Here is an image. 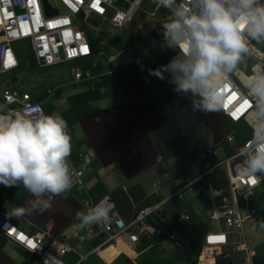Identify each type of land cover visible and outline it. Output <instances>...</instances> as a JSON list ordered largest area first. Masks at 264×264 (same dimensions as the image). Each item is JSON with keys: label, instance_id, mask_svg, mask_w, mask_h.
I'll list each match as a JSON object with an SVG mask.
<instances>
[{"label": "crops", "instance_id": "obj_1", "mask_svg": "<svg viewBox=\"0 0 264 264\" xmlns=\"http://www.w3.org/2000/svg\"><path fill=\"white\" fill-rule=\"evenodd\" d=\"M142 4L154 6V18L162 8L147 0L140 1L139 10L135 13L140 12L144 18L134 20L133 15L129 23L135 29L131 36L133 42L146 38H134L138 32L147 31L151 38L150 35H154L153 32L158 30L156 27L164 19L147 25L144 20L149 16L143 11H148L141 8ZM164 10L167 14V10ZM75 22L78 30L86 26L93 34L100 36L109 30H116L106 21L95 17H91L87 23H82L81 18L76 17ZM92 28L100 30L95 32ZM85 36L92 48L91 56L80 63L82 69L78 70L89 73L91 78L82 81L73 78L68 83H62L60 88L49 81L47 88H44L43 82L47 80L39 75H29L19 80L22 56L12 47L19 66L12 72L0 75L11 78L0 90V96L5 90L28 92L33 102L41 104L45 114L58 113L65 119L71 137L68 160L71 168L81 173V186L69 187L56 196L45 193L43 197L33 198L19 184L14 187L0 185V217L26 235L46 231L44 242L54 240L69 246L70 253L60 259L63 264H196L193 246L201 245L203 236L209 230H215L217 225L208 220L210 204L205 180L195 184H189V181L230 154L221 156L215 152L218 148L204 154L196 146V140L203 134L202 127L196 124L192 111L172 90L174 85L169 82V74L163 72L164 79L161 80L149 75V70L139 69L146 72L143 74L138 70L133 75L131 70L135 71V67L124 54L118 55L117 52L101 59L97 55L95 40ZM154 41L165 54L166 51L157 43L159 37ZM110 56L118 58L109 64ZM166 56L169 59L174 56L170 48ZM34 64L38 70L54 72L65 65L39 68ZM153 68H159L157 63L151 66ZM239 78L246 79L243 75H239ZM65 93L67 107L58 102ZM50 97L55 100H50ZM182 112L186 116H182ZM185 167L190 170L189 174L182 172ZM221 185L219 178L214 180L216 189ZM106 195L113 200L124 222H128L138 210L156 207L148 218L154 229L152 233L140 237L133 246L117 242L131 252L129 255L123 250L116 253L121 246H107L106 237L99 226L95 223L85 225L77 215L86 213L87 202H97ZM50 196V207L41 211L38 201ZM6 202L24 208V212L18 217H6ZM214 202L219 203L216 191ZM240 205L242 215L247 214L246 209L254 210ZM184 216L187 220L182 219ZM253 227L244 225L243 236L252 233ZM228 241L226 247L215 250L217 258L214 262L206 261L210 264H231L241 259L244 252L234 246L237 237L229 235ZM244 246L247 249L246 238ZM110 250L115 252L107 259L101 257ZM251 255L264 258V254L256 250ZM0 264L41 262L35 255L0 234Z\"/></svg>", "mask_w": 264, "mask_h": 264}, {"label": "clouds", "instance_id": "obj_2", "mask_svg": "<svg viewBox=\"0 0 264 264\" xmlns=\"http://www.w3.org/2000/svg\"><path fill=\"white\" fill-rule=\"evenodd\" d=\"M154 3L157 8L162 7L161 9L164 8L167 10L166 18L158 27H156V29L161 31L167 47L171 49L173 54L175 52V54L166 65H161L159 68L149 69V75H154L158 79L163 80L164 76L162 73L166 72L170 75L169 82L174 85L172 90L175 93H188L191 94L192 97H195L191 101L194 110H200L203 112L217 111L218 114L224 118L222 128L226 131L222 144H229L226 141L228 134L233 135L234 137V142L229 144L232 147V153L223 160L232 156L235 153V150L241 147L239 150V156L241 159L239 161L240 168L238 174L242 177L251 179L253 183L258 182L257 186L251 190V195L247 198H243L240 195L236 196V207L240 216L242 218L249 216V219L252 220L251 223H243V230L244 225L247 224L251 226L253 221L257 219V216L252 209H246L247 214L242 215L239 210V204L243 203L244 208H247V202L254 196L255 191L259 188L264 190V65H261L264 64V55L254 49L252 45L250 54H247L249 51V38L253 41H264V0H154ZM46 4L50 13L53 12L50 11L49 7H54L57 10H60L58 9V6L55 7L49 4L48 0H46ZM136 11L137 10L133 12V15ZM55 13L56 12L54 11V15ZM143 13L145 15L146 13L154 14L153 16H149V18L155 17L154 11L150 13L143 11ZM111 15L112 13L106 14L107 17H111ZM76 17H80L82 23H87L91 17L104 21L97 15H90L85 19L80 14ZM76 17L72 20L73 29L83 34L87 40L91 56L90 43L87 37L82 31L76 28ZM131 20L121 28L113 29H122L125 25H129ZM92 29L95 32L100 30L99 28ZM21 41H25L29 46L27 40ZM18 42L20 41L13 42L12 44ZM29 50L31 52L30 46ZM244 54L247 56L244 65H250V61H254V63L250 65L251 67L249 68V71L244 67H241V69H244V72H248L247 75L235 70ZM14 55L17 62L15 69H17L19 62L15 52ZM31 55L32 61L36 63L32 52ZM90 56L80 60L63 62L61 64H80ZM117 58L118 56H116L115 60ZM57 65L60 64L54 66ZM54 66L38 67L50 68ZM75 72L81 74L79 79H75L73 75L75 81H82L84 79L86 80V78H91L89 73L81 72L78 69H75L74 74ZM240 74L246 78L244 87L248 93L247 99L249 113H251V124L249 125L251 134L248 130V125L243 120L233 123L227 120L223 111L220 110L225 102V88H230L232 86L229 76L240 84L243 82L238 78V75ZM19 93L28 94L32 103H37L41 106L40 103L31 100V96L28 92ZM41 109L43 112L32 115L25 114L19 110L5 109L3 106H0V185L14 187L19 184L33 198L43 197L45 193L51 194V196H56L65 192L69 187H72L70 170L73 169L68 160L71 153V137L67 131V123L60 114H45L42 106ZM192 116L197 119L196 124H199V126L202 127L204 134L202 121L193 112ZM225 124H228V126L242 124L247 129L248 134L246 137L239 138L236 130L231 127L228 129L224 128L223 126ZM247 138L249 139L247 140ZM243 142H245L244 145H242ZM219 162L213 166H216ZM206 170H204L199 176L191 179L189 184H195L201 180H205L207 193V180L201 177ZM73 171L77 172L75 170ZM182 172L184 174H189L190 170L188 167H185L182 169ZM217 178H219L222 185L216 189L213 186V183ZM224 182L225 179L221 173L210 180L212 190L218 192L219 203L216 204L215 202L216 206H219L220 199L224 195V193H220L225 186ZM51 196L49 199L38 201L41 205V211L50 207ZM103 197L98 200L97 203L94 202L96 204L93 205L90 210L87 211L85 209L86 213L77 214L83 224L92 225L95 223L97 225L98 222L108 221L110 219L109 213L113 208V204ZM179 198H181V195ZM5 208L6 217H18L24 212V208L12 206L7 202ZM153 208L155 209L149 214V216L156 211V207ZM114 211L117 213L116 209H114ZM210 212L211 210L208 213V220ZM148 218L146 219V223L150 225ZM182 219L187 220V217L184 216ZM8 225L11 226L9 223ZM150 226L153 228L152 225ZM99 229L103 232L100 227ZM242 230L241 239L243 247H240L238 243L239 238L237 236V241L234 246L239 247L242 252H244V249L249 252L244 246L245 237L242 234ZM104 235L107 240V235L105 233ZM228 236L227 245L229 244ZM231 236L235 235L231 234ZM9 241L12 242L11 240ZM119 241L126 243L128 246H133L121 239H118L113 243L106 242V244L109 247L115 246ZM227 245L221 248H224ZM67 247L70 249L69 246ZM203 247V239L200 248L193 246V248L198 250V255L195 256L196 264H202L200 258L204 261L211 260L214 262L217 258V254L215 253V259L206 258L204 253H201ZM70 251L68 253H70ZM249 253L251 255V252ZM252 258L253 256L251 255V264Z\"/></svg>", "mask_w": 264, "mask_h": 264}, {"label": "built area", "instance_id": "obj_3", "mask_svg": "<svg viewBox=\"0 0 264 264\" xmlns=\"http://www.w3.org/2000/svg\"><path fill=\"white\" fill-rule=\"evenodd\" d=\"M54 1L61 11L49 7L50 11L56 13L55 15H47L42 8L41 0H0V75L14 70L17 66L11 48L12 43L16 41L27 40L29 42L31 52L39 67L54 66L90 56L87 40L82 33L73 29L72 20L74 17L80 14L85 19L90 15H97L108 22L112 28H121L131 20L133 12L138 10L139 1L141 0ZM147 1L154 3V0ZM107 13H112L111 17H107ZM146 15L153 16L154 14L146 13ZM252 41L249 38V51L247 54L251 52ZM115 58L116 56L109 57L108 63L113 62ZM74 77L79 79L81 74L75 72ZM229 80L232 86L225 88V102L220 110L223 111L225 118L233 123L243 120L248 125L251 134L249 126L251 124V113H249L248 93L244 87V82L239 84L230 76ZM0 106L32 115L43 112L39 104L30 101L28 94L11 90H5L1 93ZM226 141L232 144L234 142L233 135L228 134ZM240 149L241 147L236 149L232 156L206 170L201 176L207 180V194L211 210L209 220L215 222L218 227L216 230L207 232L203 238L204 247L201 253H204L206 258L215 259L214 250L227 245V236L231 234L239 238L238 243L240 247H243L241 239L243 223L252 222L249 216L242 218L236 207V196L240 195L247 198L251 195V190L258 184V182L253 183L251 179L238 174L241 159L239 156ZM219 173L225 179V186L220 191V193H224L220 199V204L216 206L214 202L215 191L210 186V180ZM70 176L71 186L81 185L80 173L70 170ZM103 198L108 199L113 204V208L109 213L110 219L97 223L107 235L106 242L113 243L121 239L130 245H134L140 237L154 231L146 223V219L155 208L139 210L125 223L114 211L115 205L109 196ZM96 203L87 202L85 209L90 210ZM0 234L11 240L15 245L38 257L42 264H62L60 258L70 251L66 245L54 240L44 242V238L47 236L46 231L27 236L16 228L9 226L1 217ZM244 252L242 259L232 264H251L250 253L245 249Z\"/></svg>", "mask_w": 264, "mask_h": 264}, {"label": "rangeland", "instance_id": "obj_4", "mask_svg": "<svg viewBox=\"0 0 264 264\" xmlns=\"http://www.w3.org/2000/svg\"><path fill=\"white\" fill-rule=\"evenodd\" d=\"M48 2L52 6L57 7V4L55 3V1L48 0ZM141 8L148 12H152L154 9V6L152 4H142ZM166 16L167 14L165 10L161 9L156 14V18H153V19L146 18V20L144 21L147 23V25H154L159 20L163 18L165 19ZM138 17L144 18L140 12H137L134 14V20ZM122 29L109 30L108 32L102 33L100 36V34L98 35H95V33L93 34V32L89 30V28L86 26L81 27V31L85 32V34L89 36L92 40H95V47L97 49V55L99 58L103 59L104 57H107L108 55H113L118 52V55L124 54V56L128 58L134 65L135 71L131 70V73L133 75H135L139 69H147V70L151 69V66L153 64L154 65L156 64V61H155L153 52L151 51L146 38L138 39L137 41L133 42L131 36L135 33V29H133L130 25H128L124 27V32L121 33ZM158 37H159V41H157V43L164 49V51H166V54H167V52H169V48L167 47V45H165V40L161 32L158 33ZM251 45L254 49L258 50L262 55H264V41L258 42L254 40L253 42H251ZM12 47L17 50L19 55L22 56L21 58H22L23 65L20 71L21 74H19L18 76L19 80L26 79L29 75H39V76H42L43 79L47 80L43 82L44 88H47L48 81L49 83H51V85L54 82L53 86H57V88H60L62 83H68L67 82L68 80L73 79L75 69L81 68L80 64H77L76 66L62 65L58 68L56 72H54L55 70H52V71L38 70L34 62L31 63V59H32L31 53L29 50V46L25 41L14 43L12 44ZM126 48H129V49H126ZM118 60H123V59L119 58ZM245 60H247V56L244 54L242 60L237 64V67L235 70L247 75L248 73L247 71H249V68L251 67L250 65H252L254 61H250V65H244ZM145 67H148V68H145ZM241 67H244L247 71L244 72V69H241ZM144 72L142 73L144 74ZM7 78L8 77L6 76L5 77L0 76V90L4 88V86H6L7 82L11 80V78H8V79ZM27 86L28 84L26 85V89H27ZM70 97H71V92L69 94V98ZM65 98H66V93L61 96V99H58V102L59 104L63 103L64 107H67L66 105L68 104V101H66ZM50 100H55V99H53L52 97ZM182 116H186V115L182 112ZM193 118H194V121L197 120L195 117ZM193 118H192V122H193ZM223 127L226 129L230 127L235 129L237 136L239 138L246 137L248 134L247 129L242 124H236L233 126H228V124H225ZM215 152H218L219 155L224 156L226 153L231 154L232 149L229 144L223 143L222 145L218 147V149ZM242 205L243 203L240 206ZM247 205L250 208L254 209L257 219H258V221L255 223L253 227V232L246 234L247 236L245 238H246L247 249L251 253L252 252L255 253V250H256L258 253L261 252V254H264V190L262 188H259L258 190H256L254 196L248 200ZM200 246L201 245L199 244L197 247H200Z\"/></svg>", "mask_w": 264, "mask_h": 264}, {"label": "water", "instance_id": "obj_5", "mask_svg": "<svg viewBox=\"0 0 264 264\" xmlns=\"http://www.w3.org/2000/svg\"><path fill=\"white\" fill-rule=\"evenodd\" d=\"M42 5L47 15H54V12H49L46 0H42ZM152 28H155V26ZM144 36L147 38V42L151 51L153 52L157 66L160 67L161 65H166L168 61L163 58V53L160 47H158L155 43L154 39L148 37L147 31L146 33L138 32L134 38H141ZM176 95L178 98L183 100L188 108L202 121L204 134L198 140H196V146L200 147L203 153H207L221 145L226 135V131L222 128L224 118L219 115L217 111L203 112L200 110H194L191 101L195 97H192L191 94L176 92Z\"/></svg>", "mask_w": 264, "mask_h": 264}, {"label": "bare ground", "instance_id": "obj_6", "mask_svg": "<svg viewBox=\"0 0 264 264\" xmlns=\"http://www.w3.org/2000/svg\"><path fill=\"white\" fill-rule=\"evenodd\" d=\"M240 75H242V74H240ZM238 78H239V75H238ZM239 80H241L240 78H239ZM244 80V79H243ZM243 80H241V81H243ZM246 80V79H245ZM245 80L243 81V82H245ZM121 243V242H120ZM122 244V243H121ZM117 245L118 246H121V245H119L118 243H117ZM125 251L126 253V255H129L131 252H129L126 248H124V247H120V251H119V249H118V251H116V253H118V252H123V251ZM216 250V249H215ZM215 250H214V252H215ZM112 252H115V251H113V250H110V251H108L107 253H103V254H101V257L102 258H104V259H107L108 258V256L110 255V254H112ZM200 261H201V263L202 264H210L209 262H207V261H204L202 258H200Z\"/></svg>", "mask_w": 264, "mask_h": 264}, {"label": "trees", "instance_id": "obj_7", "mask_svg": "<svg viewBox=\"0 0 264 264\" xmlns=\"http://www.w3.org/2000/svg\"><path fill=\"white\" fill-rule=\"evenodd\" d=\"M257 221H258V219H255L251 226H254ZM193 249H194L193 253L195 254V256H197L198 250L196 248H193ZM186 251L189 252V250H186ZM189 255L191 256V254H189ZM190 262H191V260H190ZM252 264H264V258L253 257L252 258Z\"/></svg>", "mask_w": 264, "mask_h": 264}, {"label": "flooded vegetation", "instance_id": "obj_8", "mask_svg": "<svg viewBox=\"0 0 264 264\" xmlns=\"http://www.w3.org/2000/svg\"><path fill=\"white\" fill-rule=\"evenodd\" d=\"M153 33H154V35H153V36L150 35V37H151L152 39H157V38H158V36H157L158 34H157V33H159L158 30L154 31ZM156 34H157V35H156ZM163 57L165 58L166 61H169V60H170V59L166 56V53L163 54ZM168 77H170V76H168Z\"/></svg>", "mask_w": 264, "mask_h": 264}, {"label": "snow or ice", "instance_id": "obj_9", "mask_svg": "<svg viewBox=\"0 0 264 264\" xmlns=\"http://www.w3.org/2000/svg\"><path fill=\"white\" fill-rule=\"evenodd\" d=\"M218 239H220V238L218 237Z\"/></svg>", "mask_w": 264, "mask_h": 264}]
</instances>
